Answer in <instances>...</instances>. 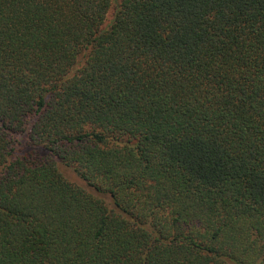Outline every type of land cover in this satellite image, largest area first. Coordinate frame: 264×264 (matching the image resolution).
Listing matches in <instances>:
<instances>
[{"label":"trees","instance_id":"1","mask_svg":"<svg viewBox=\"0 0 264 264\" xmlns=\"http://www.w3.org/2000/svg\"><path fill=\"white\" fill-rule=\"evenodd\" d=\"M0 264H264V0H0Z\"/></svg>","mask_w":264,"mask_h":264}]
</instances>
